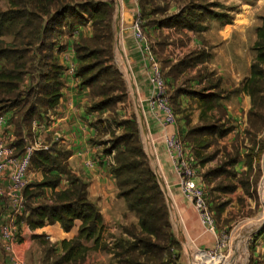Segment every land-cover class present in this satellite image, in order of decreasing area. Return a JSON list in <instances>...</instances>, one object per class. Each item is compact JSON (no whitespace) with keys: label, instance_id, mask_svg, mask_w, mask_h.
I'll list each match as a JSON object with an SVG mask.
<instances>
[{"label":"crops","instance_id":"obj_1","mask_svg":"<svg viewBox=\"0 0 264 264\" xmlns=\"http://www.w3.org/2000/svg\"><path fill=\"white\" fill-rule=\"evenodd\" d=\"M116 2L117 43L115 41L114 59L121 66L126 82V104H133L140 137L150 151L154 168L164 178L161 186L167 197L173 231L182 246L174 251V256L178 255V263L183 264L182 248L185 246L188 254V250L190 253L192 251L188 240H194L201 250H212L218 231L213 233L207 230L193 202L180 186L173 157L164 140L165 133L172 132L175 128L159 123L152 112L151 76L156 69L165 76L170 100L175 101L174 106L177 109V130L183 136L189 126L201 122L204 112L206 115L224 113L241 127L250 125L249 114L254 107V100L250 92L243 88V84L251 77L252 64L257 56L255 44L258 40V28L262 26L264 19L262 4L260 0L240 2L237 9H232L230 21L212 19L204 30L196 32L163 25L161 20L164 18H153L154 14L147 19L141 18L139 0ZM173 7L176 6L172 5ZM10 8V0H0V12ZM134 21L140 22V37L133 28ZM7 29L3 27L0 34L4 45H10L15 40L12 32ZM93 32V26L88 22L86 25L73 27L57 41L54 55L64 68L61 76L64 83L62 97L53 108L41 105L40 115H36L30 123V136L26 134L27 129L22 127L26 143L23 148L19 147L20 135L14 110L0 114V134L7 136L8 147L14 158L27 145L36 141L42 145L38 150L55 157H58L60 149L68 151V168L86 180L88 198L97 205L103 218L104 226L99 240H82L89 248L83 252L84 258L59 262L64 253L63 240L70 241L75 238L82 221L77 219L70 231H65L59 222L48 221L43 226L32 228L28 222L27 211L22 217L20 241L16 246L26 264H116L114 254L109 248L113 247L118 238L126 235L123 226L138 223V218L128 210L126 200L118 195L116 178L110 172V156L103 154L93 142L96 129L92 125L93 115L88 112L92 100L91 88L81 85V78L78 76L79 60L75 49V44L82 36L91 37ZM35 51L36 49L29 50L28 56H32ZM194 56L199 57V61L190 66L185 65L187 58ZM37 58L40 59V55ZM38 59L35 60V65H38ZM40 72L36 71L33 77L26 74L21 89L37 83ZM178 88L182 91L176 93ZM203 88L207 89L206 93L217 95V103L209 110V100L204 101L196 93ZM256 110L264 112L258 107ZM192 112L198 113L197 120L191 116ZM128 114L125 118L133 116L130 112ZM12 171L13 167H10L0 173V183L10 185ZM46 174L48 170L45 167H33L29 174L30 183L42 181ZM69 186L67 176L63 175L55 189L45 187L43 195L36 197L34 201L38 203L47 199L52 202L53 192L65 190ZM8 204L9 200L0 196V219ZM0 247V264H6V254L1 242ZM192 256L194 261L207 260L202 258V252L192 251Z\"/></svg>","mask_w":264,"mask_h":264},{"label":"trees","instance_id":"obj_2","mask_svg":"<svg viewBox=\"0 0 264 264\" xmlns=\"http://www.w3.org/2000/svg\"><path fill=\"white\" fill-rule=\"evenodd\" d=\"M10 2L11 8L0 12V34L3 27H6L15 38L10 45H4L0 40V114L13 109L14 115H17L20 148L26 144L22 127L27 129L26 134L30 136V123L36 115H40L41 105L53 108L62 97L64 83L61 76L64 68L55 58L54 47L59 38L75 26L89 22L94 30L91 37L82 39L83 44L77 43L75 46L81 85L91 88L92 97H103L96 102L93 100L88 112L107 109L118 102H123L127 95L126 83L122 73L112 64L113 2L87 0V8H84L87 15L78 13L76 6H73L74 2L77 3L79 0H10ZM144 2L153 1L139 0L141 18H148L157 13L154 8V12L147 11ZM169 2L166 1L170 6ZM75 16L78 19L75 20ZM213 17L225 19L226 15L215 14ZM205 20L206 18L202 19L201 15L191 14L190 17H184L181 13L167 16L161 23L200 32L206 26L198 23ZM228 21L230 20L227 19ZM32 49L36 51L29 57L27 53ZM255 49L257 56L252 64L251 77L243 84V88L250 92L254 100V107L249 114L252 129L255 124H260L261 128H264V112L256 110L257 107L264 110V23L258 28ZM38 55L39 63L35 65ZM198 58L188 57L184 63L188 66L193 65L199 61ZM29 62L31 65H28ZM98 67L99 70L96 72ZM36 71H41L39 81L21 89L25 75L30 74L33 77ZM206 90L203 88L196 93L203 97L204 101L209 100L207 107L209 110L217 103V95L206 93ZM116 91L121 94H110ZM181 91L180 88L176 89V93ZM10 98L12 103H6ZM18 101L22 104L19 105ZM171 103L177 111L175 101ZM222 117L228 118L224 113L206 115L204 112L200 124L189 126L184 136L181 134L192 147L198 164L207 163L208 158L204 157L205 150L211 146L207 133L215 126L212 121ZM122 123L125 125V132L113 145L117 155L115 164L110 166V172L116 178L119 197L126 200L128 210L138 218V223L123 226L126 235L118 238L109 250L113 252L116 264H179V256H174V251L181 249L182 246L173 231L165 193L142 147L138 121L132 116ZM92 125L94 126V123ZM67 158L68 151L64 149L59 150L58 157L36 150L31 159V168L45 167L48 174L42 181L28 184L24 190L28 222L32 228L43 226L48 221L59 222L65 231H70L77 219L82 221L78 235L70 241L63 240L64 253L59 262L83 259V252L89 248L82 240L94 238L97 242L104 226L99 208L88 198V183L68 168ZM249 166H252V162ZM63 175L67 176L70 186L65 190L53 192L52 202L44 199L35 203L34 199L43 195V189L45 187L55 189ZM211 177V173L206 174L204 182L211 184L213 179Z\"/></svg>","mask_w":264,"mask_h":264},{"label":"rangeland","instance_id":"obj_3","mask_svg":"<svg viewBox=\"0 0 264 264\" xmlns=\"http://www.w3.org/2000/svg\"><path fill=\"white\" fill-rule=\"evenodd\" d=\"M86 1L87 0H79L77 3L74 2L73 6H76L78 13L81 12L87 15L85 12L87 10L84 9L87 8ZM108 1L114 3L111 28L115 45V41L117 43V2L116 0ZM152 1L153 2L151 3H146V1L144 4L146 5L145 9L147 11L153 10V8L154 10H157V13H154L153 18H166L167 16L169 17L181 13L184 14V17H190L191 14L201 15V18H206V20L204 22L200 21L198 24L206 26L212 19L221 20L220 22H225L227 19L231 20L232 9H237L240 2L243 3L247 0ZM166 1L171 4L170 6L175 5L176 7H170ZM260 2L262 4V12L264 13V0H260ZM154 10L152 12H154ZM215 14H225L226 18H215L213 17ZM74 18L75 20L76 18L78 19L76 16ZM135 22L136 21H134L133 24L134 29ZM173 27L181 30L180 26ZM83 38L87 37L82 36L81 39H79V41H81H78L77 43L83 44ZM112 64H114L115 67L122 73L120 69L121 66L114 59V49ZM98 70L99 67L96 68V72ZM110 94L121 93L116 91L114 93L111 92ZM102 99L103 97L101 96L92 97L91 103L93 100L96 102ZM9 100L10 101H6V103H12L11 98ZM126 102L127 95L123 99V102H118L107 109L90 112L93 115V127L96 129V135L94 136L93 142L98 145L99 150H101L103 154L110 156V166L115 164V156L117 155L113 145L117 142L118 137H121L125 132V125L122 122L127 119L125 116L127 117L129 115L128 112H130L133 116L135 115V113H133L135 112L133 104H126ZM18 103L19 105L22 104L20 101H18ZM16 105L18 104L16 103ZM191 116H194L196 120L198 119V113L196 112H192ZM212 122L215 126L207 133L209 134L208 137L211 142V146L205 150L204 156L205 158H208V161L203 165L198 164V167L202 177V182L204 181L203 178H205L208 173H211V178H213L211 184L205 183V185L209 196L208 202L215 213L214 216L217 225L216 231H218L217 236L221 238L220 243L224 244L217 253L220 254L221 252L222 256L225 258L228 257L227 259L233 255V258L231 257L228 261L220 262V264H264V223L258 228V230L256 229L253 232L251 231L252 234H239L241 227L248 224V222L258 219L262 214H264V197L261 192V183L264 178V128H261L260 124H255L253 129L250 126L251 124L241 127L238 122H235L230 118L223 117L220 119L216 118ZM198 124L200 123H195L190 127ZM141 144L148 156L151 168H153L158 177L159 184L162 185L164 178L161 175V172L156 171L154 168L150 151L146 148V144L142 138ZM250 162H252L251 167L249 166ZM207 230L212 232L209 229ZM240 236L244 238L246 237L244 242H242V238ZM217 241L218 240L216 239L215 245L212 248L213 251H216L217 249ZM188 242L189 248L191 247L194 253L202 251L198 249L199 247L194 243V240L190 239ZM182 249L184 250L181 257L183 258V262L185 264H205V261L201 259H198L193 263L192 251L190 253L188 250V254L185 246ZM207 254L210 255L209 253Z\"/></svg>","mask_w":264,"mask_h":264},{"label":"built area","instance_id":"obj_4","mask_svg":"<svg viewBox=\"0 0 264 264\" xmlns=\"http://www.w3.org/2000/svg\"><path fill=\"white\" fill-rule=\"evenodd\" d=\"M135 31L138 37L142 36L139 21L135 22ZM151 84L153 95L150 105L156 120L164 126L175 128L172 132L165 133L164 140L173 157L180 186L184 194L193 202L207 229L217 232L215 213L208 202L209 196L206 185L202 182L198 161L191 147L177 130L178 117L169 97L168 84L158 69L151 76ZM7 141V136L0 134V173L13 167L10 185L0 183V196L9 200L0 219V242L6 254V264H26L16 246L20 241L22 217L27 212L24 190L30 183L31 159L35 151L42 145L39 141L33 142L27 145L17 158H14ZM217 240L216 251H202L213 257L222 255L221 252L220 254L217 252L224 244L220 243L219 236H217Z\"/></svg>","mask_w":264,"mask_h":264},{"label":"bare ground","instance_id":"obj_5","mask_svg":"<svg viewBox=\"0 0 264 264\" xmlns=\"http://www.w3.org/2000/svg\"><path fill=\"white\" fill-rule=\"evenodd\" d=\"M261 187H262V195L264 197V178H263V181L261 183ZM264 223V214H262L258 219L256 220H253L251 222H248V224H246L245 226L241 227L240 231H239V234H242V235H246V234H243V233H250L252 234V232L254 230H258V228ZM246 228V230H245ZM252 231V232H251ZM241 237V236H240ZM242 239V242H244V240L246 239V237H241ZM236 240V239H235ZM193 251V250H192ZM198 252H202V258H207V260L205 261V264H220V262H225V261H228L231 259V257L233 258V255H231L229 257V259L225 258L224 256L222 255H219V256H216V257H213V256H210L208 255L206 252H203V251H198ZM235 255V254H234ZM227 259V260H222V259ZM193 263H194V258H193ZM195 264V263H194Z\"/></svg>","mask_w":264,"mask_h":264}]
</instances>
